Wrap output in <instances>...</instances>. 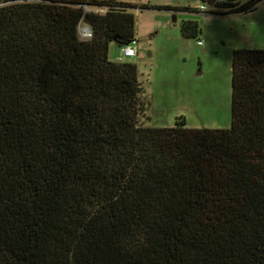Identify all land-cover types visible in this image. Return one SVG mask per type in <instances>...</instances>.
<instances>
[{
	"label": "trees",
	"instance_id": "trees-1",
	"mask_svg": "<svg viewBox=\"0 0 264 264\" xmlns=\"http://www.w3.org/2000/svg\"><path fill=\"white\" fill-rule=\"evenodd\" d=\"M137 8L0 0V264H264V49L232 52L229 128L145 127L136 66L109 59Z\"/></svg>",
	"mask_w": 264,
	"mask_h": 264
},
{
	"label": "rangeland",
	"instance_id": "rangeland-1",
	"mask_svg": "<svg viewBox=\"0 0 264 264\" xmlns=\"http://www.w3.org/2000/svg\"><path fill=\"white\" fill-rule=\"evenodd\" d=\"M117 1L138 7L131 10L137 55L125 62L136 66L142 97L149 103L143 125L173 127L183 117L188 128H229L231 51L264 49V2L251 13L214 15L190 13L201 6L209 8L203 0ZM190 19L201 27V46L181 36V23ZM118 54L119 48L112 44L109 59L115 62Z\"/></svg>",
	"mask_w": 264,
	"mask_h": 264
},
{
	"label": "built area",
	"instance_id": "built-area-1",
	"mask_svg": "<svg viewBox=\"0 0 264 264\" xmlns=\"http://www.w3.org/2000/svg\"><path fill=\"white\" fill-rule=\"evenodd\" d=\"M247 0H239L240 4L245 2ZM225 2V0H212L209 2V8L205 6H201L200 10L198 12L203 14H214L218 15L221 13L222 10L220 8V5H222ZM86 12L94 11L96 13L102 14L105 12V9L103 8H85ZM78 37L82 41H87L92 38V31L91 28L83 23L79 25L78 28ZM197 44L199 46L202 45V41H198ZM137 55V46H136V40L130 41L127 45L119 48V54L117 55L115 62L117 63H124L126 59L133 58Z\"/></svg>",
	"mask_w": 264,
	"mask_h": 264
},
{
	"label": "crops",
	"instance_id": "crops-1",
	"mask_svg": "<svg viewBox=\"0 0 264 264\" xmlns=\"http://www.w3.org/2000/svg\"><path fill=\"white\" fill-rule=\"evenodd\" d=\"M246 31L250 33V30H246ZM261 31H262V33H264V29H261ZM236 49H258V48H247V47H243V48H232V51L231 52H233ZM204 50H206V49H204Z\"/></svg>",
	"mask_w": 264,
	"mask_h": 264
}]
</instances>
